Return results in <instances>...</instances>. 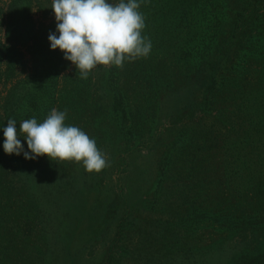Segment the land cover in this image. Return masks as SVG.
Instances as JSON below:
<instances>
[{"label": "rangeland", "instance_id": "374dc122", "mask_svg": "<svg viewBox=\"0 0 264 264\" xmlns=\"http://www.w3.org/2000/svg\"><path fill=\"white\" fill-rule=\"evenodd\" d=\"M230 2L143 0L139 8L145 18L142 35L151 40L152 48L147 57L124 61L119 67L120 78L109 75L108 70L112 69L109 64L98 65L89 71L87 79H82L62 53L59 90L67 94L64 93L66 98L61 107V111L67 112L65 123L78 126L96 141V146L106 157L107 166L100 172H88L82 163L63 161L71 175L77 172L79 188L77 193L69 189L64 195L56 191L54 197H50L54 199L52 203L48 202L50 192L42 188L41 179L32 175V185L51 214V220L54 222L59 210L64 208L69 216H60L64 221L65 245L62 246L68 251L62 258L54 253L46 258L45 264H105L110 246L119 250L118 258L124 245H128L132 253L124 255L121 264H233L241 254L264 251L262 224L251 225L247 245H240L236 226L229 221L188 229L179 227L180 223L154 199L158 181L162 178L160 168L166 164V147L182 129L181 126L172 127L168 118L177 110V104L184 102L187 90L195 86L192 77L200 62L201 46L209 45L215 37V27L231 10ZM51 3L52 0H22L16 8L10 1L0 0L1 75L14 74L13 78H16L27 74L32 65L27 44L35 46L39 64L46 58L50 47L48 35L55 31L57 23ZM13 13L15 17H12ZM250 40L246 55L228 77L232 89L227 95H235L234 99L229 96L220 99L216 118L208 116L205 120L217 129L215 134L219 136L214 141L213 151L217 173H223L222 165L241 172L245 166L239 158L249 152L260 170L257 175L264 183V24L256 29ZM128 65L138 71L139 77L134 72L126 74L132 71ZM127 75L131 77L127 78ZM7 82H0L2 90ZM118 88L127 92L128 101L134 107H140L138 122L128 125L138 131V135L131 137L130 149L123 143L122 127L112 109L113 92ZM188 125L194 126L196 121ZM127 130L125 128L123 132ZM1 136L0 149L4 152L1 145L3 132ZM18 138L27 150L26 141ZM38 159L40 156L35 160L38 167H43ZM184 166L180 163L176 170H168L161 202L179 197L180 189L195 184L189 177L184 185L183 172L178 179L177 174ZM7 170L20 187L23 165L16 169L8 162ZM239 176L229 178L224 175L223 185L228 187L225 184L228 182L232 193L237 189L248 191L251 178ZM222 180L223 174L219 178L220 182ZM95 184L97 188L90 205L89 192L85 188ZM129 186L132 193L126 195ZM20 195L14 197V203ZM168 218L173 222V231L171 227L168 229ZM127 224L131 229L129 233L116 236L115 231L123 232ZM76 252H81V258L74 260Z\"/></svg>", "mask_w": 264, "mask_h": 264}, {"label": "trees", "instance_id": "16d2710c", "mask_svg": "<svg viewBox=\"0 0 264 264\" xmlns=\"http://www.w3.org/2000/svg\"><path fill=\"white\" fill-rule=\"evenodd\" d=\"M7 1L16 8L22 2V0ZM230 7L231 10L225 15L224 20L218 22L215 27V37L211 39L210 44L201 46L200 62L192 77L195 86L187 90L184 102L178 103L177 110L168 118L172 127L181 126L182 129L166 147V164L164 168H160V165L158 167L162 178L158 181V193L154 199L180 223L179 227L188 229L201 224L207 226L226 220L236 226L235 233L239 237V244L247 245L251 236L250 226L262 224L264 228V183L257 175L260 170L256 168L257 163L247 152L244 155L241 154L239 158L242 166H245L241 172L222 165L223 173H217L218 167H216L213 151L214 141L219 136H216L217 129L208 124L206 117L216 118L215 110L220 99L224 100L223 98L228 96L233 99L235 97V95H227L232 89L228 77L238 66L241 57L246 55L251 44L250 37L254 36L261 24H264V0H231ZM15 16L16 14L13 13L12 17ZM26 50L32 55V65L25 76L13 78L14 74L11 76L8 73L0 74V82L8 81L4 83V90L0 88V126H6L9 118L17 121V128H19V122L33 116L38 122L43 121L53 108L61 111L64 104L65 92L59 90L61 78L59 65L62 64V51L52 50L49 47L46 58L39 64V60L37 61L35 57V46L27 44ZM111 66L112 69L108 70L109 75L120 78L119 67ZM127 68L132 71H127L126 74L134 72V75L139 77L138 71L131 65ZM126 77L130 78L131 75ZM113 93L112 109L118 117L119 126L122 127L120 133L124 136L123 143H126V146L129 145L128 149H130L131 137L134 134L138 135V131L128 125L138 122L140 107H134L128 101L127 92L121 88ZM194 121L196 125H188L189 122ZM125 128H128L127 132H123ZM1 133L2 130H0V140ZM36 159H25L23 154L9 155L0 149V264H45L46 258L53 256L54 253L62 258L68 251L62 246L65 245L62 236L64 221L60 220V216L69 217L67 210L65 208L59 210L58 216L54 215L53 222L51 214L32 185V175L35 177L38 175L41 179L42 188L45 192H50L47 195L48 202L52 203L54 199L50 197H54L56 191L64 195L68 194L69 189H73L77 193L76 190L79 188L77 172L71 175L65 162H56L46 154L38 159L43 167H38ZM8 162L12 163L16 169L23 165L24 171L20 170L22 181L20 187L8 173ZM180 163L185 166L182 171L179 170L178 179L183 172L184 185L189 177L195 184L180 189L179 197L177 195L175 198L171 197L170 200L161 202L168 170H176V165ZM173 165L174 168H172ZM192 172H194L193 175H191ZM222 174L223 180L220 182L219 178ZM236 174L242 178L244 176L251 178L246 193L240 189L232 193V187H229L228 182L225 183L228 187L223 185L224 175L235 178ZM257 178L258 182H256ZM181 187H183L182 184ZM96 188V184L85 188L89 192L90 205ZM130 191L131 186H129V193L126 191V195L131 194ZM17 194L21 195L14 203L13 199ZM260 195L263 197L261 198ZM18 203L19 206H15ZM54 205L56 206V202ZM134 207L136 209L137 206L134 205ZM168 219H170L166 220L167 223L170 222L168 229L171 227L173 231V222L171 223V218ZM58 221L59 223L55 226ZM254 222L256 224H253ZM130 230L127 224L123 232L115 231L116 236L129 233ZM68 244L70 245V240ZM59 246L60 248L57 249ZM121 251L117 258L116 254L120 253L119 250L115 246H110L105 264H121L124 255L127 256L128 252L132 253L128 245L122 246ZM79 257L81 258V252H76L73 256L74 260ZM233 264H264V251L241 254Z\"/></svg>", "mask_w": 264, "mask_h": 264}, {"label": "clouds", "instance_id": "9594fccd", "mask_svg": "<svg viewBox=\"0 0 264 264\" xmlns=\"http://www.w3.org/2000/svg\"><path fill=\"white\" fill-rule=\"evenodd\" d=\"M143 0H52L56 23L48 35L50 49L62 51L66 60L87 79L98 65L122 67L150 54L151 40L142 35L145 18L139 11ZM67 112L53 108L43 121L33 116L19 122L13 118L0 126L6 154H23L25 159L47 155L58 161L82 163L88 172L107 166L96 141L76 125L66 124ZM27 144V150L22 143Z\"/></svg>", "mask_w": 264, "mask_h": 264}]
</instances>
